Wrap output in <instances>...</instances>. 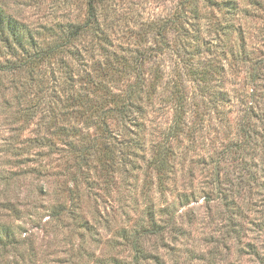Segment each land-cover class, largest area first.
Masks as SVG:
<instances>
[{"label": "rangeland", "instance_id": "1", "mask_svg": "<svg viewBox=\"0 0 264 264\" xmlns=\"http://www.w3.org/2000/svg\"><path fill=\"white\" fill-rule=\"evenodd\" d=\"M223 1L228 0H96L99 29L107 40L96 44L93 30L88 28L61 46L66 31L87 20L88 0H0V147L9 141L15 143L23 163L17 168L20 162H15L13 154L0 150V221L10 225L16 240L13 245H0V264H259L258 252L264 255V176L260 167L255 187L249 189L245 182H239L232 193L240 196L235 199L241 207V213L234 216L236 232L229 229L225 220L228 212L217 201V194H212L208 204L203 200L215 182L212 156L215 158V152L226 145L224 141L237 139L235 122L242 114V103L252 97L257 109L264 111V0H235L238 8L231 14L235 29L229 37L219 27L230 16ZM177 17L181 21L170 24ZM194 36L199 39L200 52L195 50ZM51 48L52 52L44 54ZM150 48L158 53L146 60L141 76L148 81L155 79L154 68L160 66L159 72L164 74L161 81L167 85L174 76L178 83L177 71L182 74L188 101L192 95L201 105L203 123L197 125L201 130L196 143H174L178 185L185 190L192 179L193 194L186 202L168 196V209L156 215L163 230L144 238L136 253L122 232L134 221L147 219L142 199L140 209H130L126 216L111 210L112 198L97 190L95 195L83 196V217L89 227L68 219L58 224L48 220V207L58 195L50 194V187L42 192L40 186L45 187L46 177L48 181L62 180L54 175L63 163L61 140L51 135L55 146L47 155V147L28 145L27 137L45 131L42 124L49 125L51 120L48 101L56 104L61 85L70 81L69 76L79 79L77 73L86 68L93 79L100 78L101 74H93L97 66L121 70L104 75L105 80L132 81L135 75L122 68L135 64L137 51ZM74 49L81 56L73 53ZM183 59L193 69L205 62L222 65L224 75L211 76L208 87L201 91L195 84L198 75L186 74ZM220 87L226 93L225 100H218L216 89ZM39 89L43 91L34 95ZM157 94L152 100L161 106L154 117L164 123L171 117V105L166 92ZM34 101L39 104L33 108ZM256 123L259 131L264 128L261 121ZM241 155L232 152L220 162L221 179L237 177ZM250 156L246 154L244 159ZM253 158L262 166L260 152ZM31 168L36 169L34 174ZM117 177L120 189L113 195L120 200L127 191ZM153 195L161 203L163 196L158 192ZM10 206L20 212L15 214Z\"/></svg>", "mask_w": 264, "mask_h": 264}, {"label": "trees", "instance_id": "2", "mask_svg": "<svg viewBox=\"0 0 264 264\" xmlns=\"http://www.w3.org/2000/svg\"><path fill=\"white\" fill-rule=\"evenodd\" d=\"M95 2L96 0H88L87 20L81 25L70 27L64 34V42L61 46H67L66 44L76 40L88 28L93 30L96 44L100 45L103 40L104 42L107 40L102 29H99ZM225 7L230 16L225 17L219 27L229 37L231 31L235 29L231 14L235 13L238 7L235 0L226 1ZM180 21L177 17L171 20L170 24H178ZM194 38L197 41L195 50L200 52L199 39L197 36ZM66 49L70 50V47ZM52 51L53 48L44 54ZM72 52L81 56L79 50L74 49ZM223 52L226 53V47ZM229 52L233 55V51ZM136 53L135 64L122 68L135 75L132 81L120 83L117 80H105L104 75L109 72L118 74L121 70L111 69L108 71L97 66L93 68V74H101L98 76L100 78L93 79V76L89 74L91 70L86 68L80 69V72L77 73L80 75L79 79L69 76L70 81H64L61 85L63 89L60 92L62 93L57 98L56 104L48 101L51 117L49 125L42 124L45 131L42 134L37 131L32 137H27V144L35 143L41 147H47L49 149L47 155H51L55 146L52 143L51 135H56L61 140L63 163L54 175L57 180L60 177L62 180L48 181L50 179L46 177L45 187L40 186V191L43 192L44 188V192H46L50 187V194L58 195V199L48 207V220L50 221L54 220L58 224L60 221L68 219L76 225L89 227L83 217L85 212L83 196L95 195L97 190L101 191L107 199L112 198L111 210L116 209L126 216H128V210L132 209L135 212L140 209L139 201L141 202L142 199L141 204L144 206L143 210L147 219L134 221L128 231L123 230L122 232V236H125L128 241L130 240L133 249L138 253L144 238L163 230L164 226L158 223L156 215L158 212L163 213L168 209V196L172 195L178 200L186 202L187 198L193 194L192 179L190 180L191 186L186 188L187 190H183L185 186L178 185L180 181L177 177L178 153L174 143H196L200 136V134L197 135V132L201 130V128H197V125L203 122L200 118L201 105L194 101L192 95L189 97L191 102L188 101L185 91L187 83H184L180 77L182 74L177 71L178 83L173 80L174 76L169 80L173 82L166 85L161 81V76L163 77L164 74L159 70L162 69L160 66H156L153 71L155 79L148 81L141 76L144 74V63L158 52L156 49L150 48ZM182 62L183 67L188 69H185L186 74L190 72L198 75V82L195 84L197 87L200 86L201 91L206 90L211 76L214 78L217 75H224V68L219 64L205 62L207 64L193 69L190 64H186L184 59ZM204 82L208 83L202 85L201 83ZM255 82L253 81V86ZM39 88H41L40 84ZM42 91L43 89L36 90L34 95ZM216 91L218 100H225L226 93L223 88L220 87ZM161 92L167 93L171 105V117L164 123L154 117V112L159 109L161 103L156 105L152 100L156 93L160 94ZM251 95L254 97L255 92ZM250 99V101L242 103L244 105L241 110L242 114L235 122L237 139L230 138L224 141L226 145L215 152V158L213 156L211 158L213 171L216 174L215 182L203 197V200L208 204L214 198L213 193L219 196L217 201L225 206L228 212L225 220L233 232L238 229L234 216L238 212L241 213L239 211L241 207L235 202V199L240 196L232 193L237 189L239 182H245V187L249 189L255 187V173L259 167L264 176V128L259 131L255 126L258 121L264 124V111L260 112L255 105V100L252 97ZM36 104L38 105L39 101L32 102L30 106L34 108ZM222 140L223 138L218 142L222 143ZM1 146V151L7 154L12 153L15 162H20V164H16L17 168L23 166V163L19 161L20 147L10 141ZM232 152L242 153L240 159L242 166L238 168L237 177L221 179L219 164ZM259 152L262 156V166L253 158ZM246 154L251 155L249 159H244ZM202 163L205 164L206 161L203 160ZM11 170L13 171L14 167ZM30 171L34 174L36 169L31 168ZM142 174H144L143 179H141ZM192 175L193 171H190V177ZM117 176L126 185L127 191L126 197L123 195L120 200H116L113 195L116 188L120 189L115 178ZM249 181H252V184ZM261 185L264 188V181L261 182ZM154 192L163 196L161 203L156 202ZM10 208L15 214L20 212L16 206H10ZM109 217L104 218L106 223L109 222ZM262 218L260 217L259 221ZM15 241L10 225L0 221V245L3 247L13 245ZM252 251L254 255H257V251L254 249ZM134 256L137 258L138 254H134ZM257 256L260 258L259 264H264V255L261 256L258 252ZM102 264H106V262H102Z\"/></svg>", "mask_w": 264, "mask_h": 264}]
</instances>
